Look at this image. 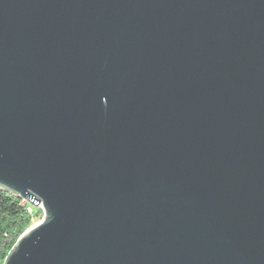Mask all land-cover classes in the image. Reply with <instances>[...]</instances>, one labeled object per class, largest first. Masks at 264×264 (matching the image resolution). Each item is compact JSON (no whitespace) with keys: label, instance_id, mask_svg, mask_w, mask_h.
Instances as JSON below:
<instances>
[{"label":"water","instance_id":"95a60500","mask_svg":"<svg viewBox=\"0 0 264 264\" xmlns=\"http://www.w3.org/2000/svg\"><path fill=\"white\" fill-rule=\"evenodd\" d=\"M0 190L5 264H264V0H0Z\"/></svg>","mask_w":264,"mask_h":264},{"label":"trees","instance_id":"16d2710c","mask_svg":"<svg viewBox=\"0 0 264 264\" xmlns=\"http://www.w3.org/2000/svg\"><path fill=\"white\" fill-rule=\"evenodd\" d=\"M22 199L0 190V264L5 261L20 237L31 228L32 216Z\"/></svg>","mask_w":264,"mask_h":264},{"label":"rangeland","instance_id":"374dc122","mask_svg":"<svg viewBox=\"0 0 264 264\" xmlns=\"http://www.w3.org/2000/svg\"><path fill=\"white\" fill-rule=\"evenodd\" d=\"M24 205L28 206L29 213L32 216V224L30 225V227H33L43 222L45 218V212L41 207L33 206L29 203H25Z\"/></svg>","mask_w":264,"mask_h":264},{"label":"bare ground","instance_id":"6f19581e","mask_svg":"<svg viewBox=\"0 0 264 264\" xmlns=\"http://www.w3.org/2000/svg\"><path fill=\"white\" fill-rule=\"evenodd\" d=\"M36 226V225H35ZM35 226H33V227H35ZM33 227H31V228H33Z\"/></svg>","mask_w":264,"mask_h":264}]
</instances>
